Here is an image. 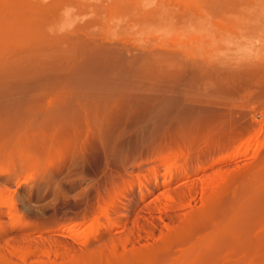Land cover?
<instances>
[{"label": "rangeland", "instance_id": "374dc122", "mask_svg": "<svg viewBox=\"0 0 264 264\" xmlns=\"http://www.w3.org/2000/svg\"><path fill=\"white\" fill-rule=\"evenodd\" d=\"M59 2L0 38L34 74L0 85V261L173 264L263 167L264 0Z\"/></svg>", "mask_w": 264, "mask_h": 264}, {"label": "bare ground", "instance_id": "6f19581e", "mask_svg": "<svg viewBox=\"0 0 264 264\" xmlns=\"http://www.w3.org/2000/svg\"><path fill=\"white\" fill-rule=\"evenodd\" d=\"M18 1V0H17ZM19 2V1H18ZM33 2V0H32ZM31 2V3H32ZM59 2V0H58ZM26 3L28 4L29 2H27L26 0ZM60 3V2H59ZM59 3L57 5H59ZM12 1L11 0H0V38L7 42V39H10L9 36H13L12 38H16L19 36L22 35L23 31L26 33H28L27 35L29 36H33L34 33H29V30L30 32L32 31L31 28V19H30V16L27 17L29 15V12L32 10V12H34L35 10V4L39 5L37 3V0H36V3H32L34 4V7L32 5H25V9L26 10H23V7L21 9H19L22 5H20V3L18 5L19 6H16V7H13L12 5ZM25 4V3H23ZM61 4V3H60ZM52 4H50L49 6H51ZM55 4L53 3V6ZM28 6V7H26ZM32 8H30V7ZM43 6V4H42ZM48 6V7H49ZM52 6V7H53ZM18 7V8H17ZM56 7V5H55ZM34 8V10H33ZM19 10V11H18ZM52 11V10H51ZM31 12V13H32ZM55 12V10H54ZM33 16L37 17L39 15H34ZM30 19V24L27 22V20ZM32 18V16H31ZM46 18V17H45ZM48 18V17H47ZM39 19V22L41 21L40 18L38 17ZM49 19L51 20V18H48V22H49ZM34 21H35V18H34ZM38 21V20H37ZM38 22V23H39ZM44 22V21H42ZM33 23V22H32ZM34 24H37L36 21ZM40 24V23H39ZM45 24V23H43ZM41 25V24H40ZM38 26V24H37ZM35 27V26H34ZM33 27V28H34ZM30 28V29H29ZM37 29V28H36ZM41 29V28H40ZM28 30V31H27ZM33 32V31H32ZM41 32V31H40ZM48 33V32H47ZM42 35H44L42 33ZM40 36L41 39L43 40L44 37L43 36ZM5 36V39L4 37ZM6 36H8L9 38H7ZM45 36V35H44ZM7 38V39H6ZM11 38V39H12ZM14 38V39H15ZM33 38V37H32ZM35 38V37H34ZM37 38V37H36ZM14 39L11 40V42L13 41L14 42ZM23 39V38H21ZM38 39V38H37ZM17 39H15V42L17 43L16 41ZM25 40V39H23ZM46 40V39H45ZM48 40V39H47ZM4 41H2V43H4ZM41 41V40H39ZM13 43V45H16V43ZM51 42V41H49ZM48 42V43H49ZM23 44V43H21ZM12 45V44H11ZM19 43H17L16 46H18ZM94 45V44H93ZM32 45L30 44V47ZM56 46V45H55ZM75 46V45H74ZM96 46V47H95ZM93 46V48H97V45ZM19 47V46H18ZM22 47V46H21ZM23 47H25V45H23ZM22 47V48H23ZM34 45L31 47V49H34ZM43 48V47H42ZM49 48V47H48ZM94 48V49H95ZM108 49V47H105ZM104 48V49H105ZM44 49V48H43ZM73 49V48H71ZM92 49V50H94ZM98 49V48H97ZM96 49V51L98 52L99 54V51ZM103 49V48H102ZM104 49L102 51H104ZM107 49L106 51H104L106 54H107ZM111 49V48H109ZM114 49V48H113ZM111 49V50H113ZM7 49H5L4 53L6 52ZM45 50V49H44ZM100 50V49H99ZM3 51V50H2ZM8 51V50H7ZM95 51V50H94ZM93 51V52H94ZM95 51V52H96ZM11 52V53H10ZM6 57L4 58H0V85L5 86L6 82H8L10 84H13L14 82H22L23 81H27V78H30L28 77L31 76L33 77L32 75L34 74H28V72H25V69H28L30 66H31V60L30 58L28 59V57H26L27 60H30L29 62L25 59V57L21 56L19 57V52H17V57H19L18 59H16L14 57V53L12 51H10ZM59 52H61L59 50ZM91 52V51H90ZM93 52L92 54H90L91 56L93 55ZM101 52V51H100ZM125 52V50H124ZM13 53V57H12V54ZM39 53V52H38ZM52 52H50L51 54ZM84 53V51H83ZM110 53V50L108 52V54ZM112 53V52H111ZM158 53V52H157ZM7 54V53H6ZM23 54V53H22ZM34 55H36L35 53H33ZM50 54L48 56H50ZM53 54V53H52ZM59 54V53H58ZM96 54V53H95ZM98 54L96 56H98ZM103 55H105L104 53H102ZM9 55H11L10 57H8ZM21 55V54H20ZM25 55V54H23ZM27 55V54H26ZM25 55V56H26ZM29 55V53H28ZM45 55V53H44ZM153 55V54H152ZM4 56V55H3ZM41 56V55H40ZM39 56V58H40ZM43 56V55H42ZM55 56V55H54ZM61 56V55H59ZM64 56V55H63ZM74 56L72 57V54H71V57L74 59ZM80 56V55H78ZM86 56V54H85ZM147 56V55H146ZM2 57V53H1V56ZM23 57V59H22ZM37 57V56H35ZM95 57V55L93 56ZM101 57V53H100V56ZM141 57V56H140ZM150 57V56H149ZM170 57V56H169ZM38 58V57H37ZM47 59V57H44ZM57 58V57H56ZM70 58V57H69ZM118 58V56H117ZM120 58V57H119ZM153 58V57H152ZM158 58V56L156 57ZM21 59V60H20ZM36 59V58H35ZM43 59V58H42ZM59 59V58H58ZM61 59V57H60ZM65 59V58H64ZM37 60V59H36ZM34 61L36 64L37 61ZM57 60V59H56ZM76 60V59H75ZM123 60V59H121ZM142 60V59H140ZM157 60V59H155ZM51 61V60H50ZM120 61V60H119ZM27 62L29 63V67L28 66H25L27 64ZM48 62V60H47ZM47 62H45L46 64H43L44 62L42 61L41 63H39V67H43L45 68L46 65H47ZM53 63V61H51ZM56 62V61H55ZM63 62V61H62ZM52 63H49L50 64V67L52 68L51 64ZM130 63V62H129ZM145 63V62H144ZM35 64V65H36ZM48 64V65H49ZM73 64V63H72ZM126 64V63H125ZM143 64V63H142ZM155 64V63H154ZM54 65V63H53ZM59 65V64H58ZM61 65V64H60ZM79 65V64H78ZM65 66V65H64ZM28 67V68H26ZM49 67V68H50ZM54 67V66H53ZM38 68V67H37ZM48 68V67H47ZM46 68V69H47ZM50 68V70H51ZM33 69V68H32ZM29 70V71H32ZM60 69V67H59ZM66 69V68H65ZM35 70V69H34ZM37 70V69H36ZM42 70V69H41ZM56 70H57V67H56ZM61 70V69H60ZM28 71V70H27ZM59 71V70H58ZM45 72V71H44ZM47 72V70H46ZM50 72V71H49ZM52 72V71H51ZM50 72V73H51ZM60 72V71H59ZM58 72V73H59ZM202 72V71H201ZM240 72V70H239ZM30 73V72H29ZM32 73V72H31ZM34 73V71H33ZM41 72H39V75H40ZM54 73V72H53ZM57 73V74H58ZM37 74V73H36ZM43 74V73H42ZM56 74V73H55ZM53 74V75H55ZM60 74V73H59ZM58 74V75H59ZM52 75V74H51ZM57 75V76H58ZM66 75V74H65ZM71 75V74H70ZM150 75V74H149ZM69 76V75H68ZM36 77V76H35ZM66 77V76H65ZM38 78H41L42 79V76H39ZM68 79V78H67ZM31 80V78H30ZM28 79V81H30ZM35 80V79H34ZM60 80V79H59ZM65 80V79H64ZM70 80V79H69ZM58 82V81H55V83ZM65 82V81H63ZM5 83V84H4ZM7 83V84H8ZM26 83V82H25ZM8 84V85H9ZM59 84L61 85L60 81H59ZM7 85V86H8ZM16 85V84H15ZM64 85V84H63ZM42 86V85H41ZM46 86V85H45ZM62 86V85H61ZM7 88H10L9 86ZM60 88V87H58ZM46 89V88H45ZM15 90V88H14ZM61 90V89H60ZM0 93H2L0 91ZM40 97V96H39ZM31 103V102H30ZM13 105V103H12ZM31 107V105H29ZM35 106H33L34 108ZM39 108V107H38ZM8 109V107H7ZM10 109V108H9ZM26 109H29V107L27 108L26 106ZM31 112L34 113V110H30ZM40 111V109H38V112ZM26 112V110H25ZM17 135H15V138H16ZM18 139V137L16 138V140ZM25 139V138H24ZM22 140V139H21ZM13 141V139H12ZM20 141V140H19ZM15 142V141H14ZM10 143V142H9ZM16 143H19L18 141ZM21 143V142H20ZM23 143V142H22ZM26 143V142H25ZM13 144V143H11ZM15 144V143H14ZM20 144H16V147H13L15 148V152L19 151L21 152L20 150L22 148H26L23 144V147L19 148ZM19 146V147H18ZM17 147H18V150H17ZM20 149V150H19ZM1 150V149H0ZM6 150V149H5ZM24 150V149H23ZM2 151V150H1ZM4 152V151H3ZM1 152V154L3 155L4 153L6 152ZM24 152V151H23ZM175 152V151H173ZM177 152V151H176ZM185 153V152H184ZM11 154V153H10ZM24 154V153H23ZM1 155V156H2ZM9 155V153L7 154ZM174 155V154H173ZM6 157V156H5ZM172 157V155H171ZM9 158V157H8ZM46 158V157H45ZM6 159V158H5ZM35 160V159H34ZM181 160V159H180ZM261 166L263 165V167L259 168L260 170L258 172L255 173V175L247 180V182L241 187L242 190L240 189V192L239 190H235L234 192L236 191H239L238 194H236V196H240V198L236 197L235 196V199L234 201L231 203L233 204L232 207H228V210L227 212H224L223 211V214H222V217L220 219H215L214 217H211L212 215L210 213L204 212L203 214H201V217L203 219H207V220H210V224H211V228H210V231L208 233H206L205 235L203 236H200L197 240H195V242L193 241V244L189 247V249L185 252H183L181 254V256H179L180 258L176 261H174L173 264H181V263H185V264H236L234 262H237V264H264V160L261 161ZM242 176V175H241ZM242 177H246V176H242ZM243 179V178H241ZM248 179V178H247ZM237 180V179H236ZM246 180V179H245ZM237 182V181H236ZM223 187V186H222ZM236 189V188H235ZM238 189V187H237ZM219 190V189H218ZM233 192V193H234ZM237 193V192H236ZM241 194V195H240ZM237 198V199H236ZM230 208V209H229ZM108 209V208H107ZM215 211V209H214ZM202 212V211H201ZM11 213V212H10ZM101 213V212H100ZM200 213V212H199ZM212 213V211H211ZM213 214V213H212ZM215 214V212H214ZM213 214V215H214ZM205 216L207 218H205ZM209 218V219H208ZM189 220V219H188ZM191 221V220H190ZM208 222V221H207ZM190 223V222H189ZM193 223V222H192ZM190 223V224H192ZM186 226L188 227V224H186ZM184 226V229L185 227ZM190 227H192L190 225ZM195 227V225H194ZM183 229V228H182ZM183 229V231H184ZM188 230L190 228H187ZM256 229H259L257 230L258 233L255 232ZM180 230V229H179ZM187 230V231H188ZM191 230V229H190ZM69 231V230H68ZM186 231V232H187ZM253 231L256 233L254 236H253ZM191 232V231H190ZM62 233V232H61ZM177 233V232H176ZM179 233V232H178ZM185 233V232H184ZM252 233V236L250 237V234ZM182 234V233H181ZM249 234V235H248ZM258 234V235H257ZM211 252V254H210ZM214 254H213V253ZM151 253V252H150ZM229 253V254H228ZM236 253V254H235ZM118 254V253H117ZM125 254H128V252H125ZM242 255V258L240 259L239 257V260L236 259L237 257L235 255ZM129 255V254H128ZM125 256L124 258H121L118 260V262H116L117 258L115 259L116 261L114 262V257H111L112 258V262L114 263H111V258L109 256H106V257H109V263L108 264H151L153 263L152 260H151V254L149 253H138V252H135V253H131L129 256ZM124 256V255H123ZM233 256L234 258L236 259V261L234 260L233 262L231 261L233 259ZM89 257V256H88ZM104 257V256H102ZM232 257V259H230ZM94 258V257H93ZM90 257L89 258H85V260H82V261H76V262H73L71 264H94L95 262H97V264L101 263L99 262L98 263V258H95L93 259ZM153 258V257H152ZM98 260V261H97ZM151 260V261H150ZM102 261V260H101ZM0 264H10L8 263V261H6L5 259H3L2 261H0ZM103 264V261L102 263Z\"/></svg>", "mask_w": 264, "mask_h": 264}]
</instances>
